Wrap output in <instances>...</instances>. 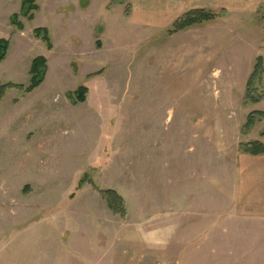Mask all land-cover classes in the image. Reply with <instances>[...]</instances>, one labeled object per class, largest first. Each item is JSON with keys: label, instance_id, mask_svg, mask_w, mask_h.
<instances>
[{"label": "rangeland", "instance_id": "374dc122", "mask_svg": "<svg viewBox=\"0 0 264 264\" xmlns=\"http://www.w3.org/2000/svg\"><path fill=\"white\" fill-rule=\"evenodd\" d=\"M35 3L30 20L21 0H0V39H9L0 62V264L235 261L246 229L231 205L239 144H264V117L243 126L264 111V98L244 100L255 58L264 60V0H223L218 18L173 36V21H146L153 0ZM38 56L47 71L26 92ZM80 86L85 100L74 104L68 93ZM107 189L123 214L108 207Z\"/></svg>", "mask_w": 264, "mask_h": 264}, {"label": "crops", "instance_id": "0c3cea01", "mask_svg": "<svg viewBox=\"0 0 264 264\" xmlns=\"http://www.w3.org/2000/svg\"><path fill=\"white\" fill-rule=\"evenodd\" d=\"M153 1L155 3L151 4V15H146V21L158 28L167 27L185 10L194 8L214 10L223 3V0ZM133 2L137 7L140 0ZM240 6L242 5L236 4V7ZM231 199L233 216L245 221L246 229L240 231L238 236L240 246L237 248L234 246L233 249L238 256L230 264H264V153L251 155L240 151L236 171L232 177ZM27 259L29 261V258Z\"/></svg>", "mask_w": 264, "mask_h": 264}, {"label": "trees", "instance_id": "16d2710c", "mask_svg": "<svg viewBox=\"0 0 264 264\" xmlns=\"http://www.w3.org/2000/svg\"><path fill=\"white\" fill-rule=\"evenodd\" d=\"M37 8L38 6L36 5L35 0H21L20 13L26 16L28 19H33L32 12L34 10H37ZM219 16V13L214 12L210 9H190L183 13L181 16H179L177 19H175L173 23L167 28L166 33L169 36H173L185 29L209 23L218 18ZM10 22L12 25H15L17 29H23V24L18 21V14H12L10 17ZM33 34L36 38H40L46 44L48 49H51L52 45L47 29L41 27L35 28L33 30ZM8 47V39H0V62L5 58ZM46 71L47 61L43 56H38L33 59L30 70V72L32 73V78L30 84L25 87V91L31 92L32 90L37 88L44 80ZM263 73L264 60L263 57L259 55L255 58L251 74L247 80L246 92L244 96V100L247 103H258L264 98V91L260 92V90H258V86L261 85ZM9 86L20 87V85L13 84L3 85V87L5 88ZM86 91L87 88L85 86H80L74 92H72V94L75 96L74 98L72 97L70 92L68 93V96L71 98L72 102L76 104L85 100ZM258 117H264V111H253L248 114L246 121L243 125L245 132L250 130L258 122ZM260 136H264V128L261 130ZM239 149L243 153L251 155H260L264 153V144L259 140H254L252 142L240 143ZM81 183L82 181L80 182V184ZM100 192L106 199L107 205L111 210H113L114 212L119 211L122 214L124 213L123 200L117 194L116 191L112 189H107Z\"/></svg>", "mask_w": 264, "mask_h": 264}]
</instances>
